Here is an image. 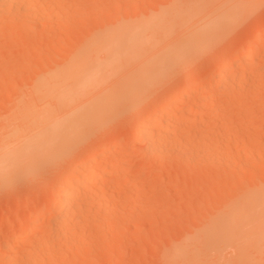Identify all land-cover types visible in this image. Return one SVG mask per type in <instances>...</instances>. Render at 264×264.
Listing matches in <instances>:
<instances>
[{"label":"rangeland","instance_id":"obj_1","mask_svg":"<svg viewBox=\"0 0 264 264\" xmlns=\"http://www.w3.org/2000/svg\"><path fill=\"white\" fill-rule=\"evenodd\" d=\"M262 30L264 0H0V264H264Z\"/></svg>","mask_w":264,"mask_h":264},{"label":"bare ground","instance_id":"obj_2","mask_svg":"<svg viewBox=\"0 0 264 264\" xmlns=\"http://www.w3.org/2000/svg\"><path fill=\"white\" fill-rule=\"evenodd\" d=\"M9 4L12 2V0H6ZM262 39H264V30H262V31H260L258 34H257V36L252 40V43L253 44H257V43H259ZM92 40V39H91ZM90 40V41H91ZM95 40V38H93V41ZM89 41V42H90ZM93 41H91L90 43V45H91V48H89V49H87L88 47H90V45L89 46H87V47H84L83 49H87V50H93L92 48H95V46L96 45H94L93 46V44H95V43H97L98 41H100V40H96V42L95 43H93L92 44V42ZM103 41L101 40L99 43H97V45L98 44H100V43H102ZM87 44V43H86ZM88 45V44H87ZM101 45V44H100ZM93 46V47H92ZM97 48H98V46H96ZM97 48H95V50L97 49ZM259 47H257V46H253V47H251V48H249V49H247V50H244L243 51V54L245 55V58H250L251 56H253V55H255V54H257L258 52H259ZM80 51H82V49L80 50ZM84 52L86 51V50H83ZM83 51L82 52H77V53H79V54H75V57H73L71 60H70V62L71 63H67L66 64V67L65 68H63V69H61V70H58L57 72H55L54 74H53V76L51 77L50 76V78L51 79H49V82H51L50 84L52 85V87H51V89H54V88H56V87H58V86H53L54 84H57V83H60V82H62V81H64V84H65V82H67V80H69V78L70 79H78V77L82 74V69L83 68H81V72L79 71V69H80V65H82V62L84 61V59L87 57L86 55H87V52H86V54L84 55V53H83ZM85 58H84V57ZM85 61H86V59H85ZM85 61H84V63H85ZM237 60H235V62H236ZM246 60H243V62H245ZM229 65L226 63V64H224L223 66H222V70L221 71H223L224 70V72H226L225 70H227V67H228ZM79 71V73H77ZM77 74H79V76L77 75ZM78 76V77H77ZM76 77V78H75ZM46 79V78H45ZM44 81H46V80H44ZM44 81H42L41 82V84L43 83V85L45 86V84H44ZM49 82H48V84H49ZM76 83H79V79L78 80H76ZM39 86H40V84H39ZM39 86H37V87H39ZM197 87V84L196 83H192L191 85H189L186 89H185V91H183L181 94H179L178 96H177V99H181L185 94H188V93H190L193 89H195ZM220 87V85H217V88H219ZM36 88V87H35ZM41 88H42V86H41ZM36 89H34V93H36V91H35ZM44 90V89H43ZM43 90H41L40 89V91H43ZM47 90V89H46ZM39 90H37V93L38 92H40ZM169 102V100H166L165 101V104H167ZM26 107L27 106H20L19 107V111H25V109H26ZM164 110V109H163ZM164 115L165 114H163V113H154L153 114V116H152V121H150V122H152V123H149L148 122V120L147 121H141L140 122V124H139V126L137 127V129H136V132H135V135H134V139H135V141L136 142H141L142 140H144L147 136H149L150 137V135L149 134H151V132H154L155 133V131H152V130H154L155 129V127H157V123L160 121V120H162L163 119V117H164ZM168 128V127H167ZM150 138H148V140H149ZM145 142H148L147 141V138H146V140H144ZM143 141V142H144ZM145 142H144V145H145ZM146 145H147V143H146ZM109 169H111V168H109ZM102 174V172L100 173V175ZM94 175H95V163H93V164H91V167H90V169H89V171L87 172V173H85L83 176H81L78 172H71V173H68L67 175H66V177H65V179H64V183L59 187V190L57 191V193H56V195H55V198H54V201H52L53 203H51V205H50V209H53V208H55V207H57V206H68L69 204H70V200L72 199V197L77 193V191L79 190V186L80 185H82L84 188L85 187H87L89 184H90V182H91V180H92V178L94 177ZM123 190L122 189H117V192H119V193H121ZM34 219L36 220V219H38V215H35L34 216ZM10 249V248H9ZM9 249H7L6 251H7V253H8V250ZM10 252V251H9Z\"/></svg>","mask_w":264,"mask_h":264}]
</instances>
